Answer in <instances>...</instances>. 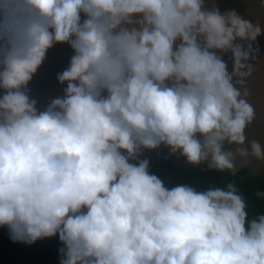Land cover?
Here are the masks:
<instances>
[{
  "label": "clouds",
  "instance_id": "1",
  "mask_svg": "<svg viewBox=\"0 0 264 264\" xmlns=\"http://www.w3.org/2000/svg\"><path fill=\"white\" fill-rule=\"evenodd\" d=\"M260 31L204 0H0V228L58 236L59 264H264V214L249 220L234 183L168 187L141 159L264 161L236 86L252 70L237 41ZM57 44L66 86L41 110L29 85Z\"/></svg>",
  "mask_w": 264,
  "mask_h": 264
},
{
  "label": "water",
  "instance_id": "2",
  "mask_svg": "<svg viewBox=\"0 0 264 264\" xmlns=\"http://www.w3.org/2000/svg\"><path fill=\"white\" fill-rule=\"evenodd\" d=\"M205 6L211 10L213 6L218 7L220 12L235 10L241 17L249 21L253 29L259 27L261 31L256 34L254 40L237 41L244 45L250 43L252 48L249 57L244 61L245 65H251V74L244 77V84L236 86L243 93L245 90L249 93L248 103L253 107L255 118L246 129L247 144L252 140L259 141L264 146V0H204ZM72 49L67 44H57L49 50L47 58L39 68L37 74L33 77L29 87L32 90V96L39 101L38 107L43 110L50 99L63 95V88L57 80V73L62 72L69 65ZM228 64V71H233V57L229 52L224 56ZM242 71H248L245 67ZM235 82V81H234ZM154 163L167 162L173 166H190L185 158L177 155H169V150L161 147L154 151H145L144 156ZM240 159H237V168L246 169L253 175H262L264 177V161L252 160L246 167H240ZM201 165L199 168H204ZM237 170V171H238Z\"/></svg>",
  "mask_w": 264,
  "mask_h": 264
},
{
  "label": "trees",
  "instance_id": "3",
  "mask_svg": "<svg viewBox=\"0 0 264 264\" xmlns=\"http://www.w3.org/2000/svg\"><path fill=\"white\" fill-rule=\"evenodd\" d=\"M150 170L160 177L166 186L188 184L203 191L209 187L226 188L234 183L247 202L249 220L264 214V198L258 192H264V177L253 175L246 169H239L235 175L228 171L216 172L206 167L173 166L170 163L150 161ZM59 237L46 238L34 245L13 243L6 228H0V264H59Z\"/></svg>",
  "mask_w": 264,
  "mask_h": 264
}]
</instances>
